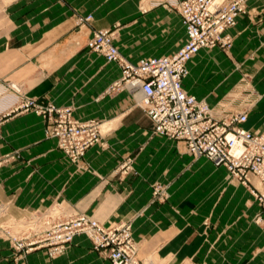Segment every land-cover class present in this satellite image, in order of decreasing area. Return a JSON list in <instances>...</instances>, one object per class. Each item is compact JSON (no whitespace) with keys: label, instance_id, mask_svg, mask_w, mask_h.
<instances>
[{"label":"crops","instance_id":"obj_1","mask_svg":"<svg viewBox=\"0 0 264 264\" xmlns=\"http://www.w3.org/2000/svg\"><path fill=\"white\" fill-rule=\"evenodd\" d=\"M175 1L0 0L1 98L70 106L74 117L97 119L102 130L100 141L72 161L57 139L47 136L44 117L33 109H6L0 155L18 149L21 157L0 166V204L10 202L11 211H21L62 203L108 227L133 218L137 255L146 261L264 264V212L250 186L223 165L187 153L183 141L153 134L152 119L128 87L114 86L122 76L120 66L87 46L95 30L117 26L116 46L132 63L175 53L187 37L180 15L167 5ZM88 15L92 20L80 26V17ZM226 33L240 51L241 66L255 68L254 85L261 94L243 127L264 133V0H248ZM213 55L219 56L200 49L187 62L182 81L188 94L210 106L226 97L230 80L209 70ZM249 180L256 184L252 175ZM158 184L165 200L151 201ZM9 254L1 253L7 260L2 264H11ZM28 259L31 264H113L84 234L61 257L39 251Z\"/></svg>","mask_w":264,"mask_h":264},{"label":"built area","instance_id":"obj_2","mask_svg":"<svg viewBox=\"0 0 264 264\" xmlns=\"http://www.w3.org/2000/svg\"><path fill=\"white\" fill-rule=\"evenodd\" d=\"M246 1H175L187 37L182 47L170 55L143 58L132 63L119 52L115 43L116 31L112 29L94 32L88 47L120 66L122 76L114 86L123 84L128 87L136 103L152 119L153 134L181 140L193 156H204L216 165H223L233 177L251 185V191L264 212V133L243 127L248 117L247 109L234 110L231 101L210 106L188 94L182 86L188 74L187 62L194 54L202 48L229 43L226 30L233 27L237 17L245 11ZM26 105H35L36 112L49 119L50 135L57 138L58 146L72 161L81 159L100 140L101 123L97 119L74 117L72 107L49 104L43 108L33 101ZM123 166L128 168L127 164ZM250 175L256 184L250 182ZM159 193L162 196L159 199L163 200V188L157 185L154 198ZM41 218H36L35 222L43 227L46 225L47 232L35 241L42 245L67 243L76 234L86 232L97 248L109 247L114 264H138L129 222L108 228L83 214L50 219L45 223H41Z\"/></svg>","mask_w":264,"mask_h":264},{"label":"rangeland","instance_id":"obj_3","mask_svg":"<svg viewBox=\"0 0 264 264\" xmlns=\"http://www.w3.org/2000/svg\"><path fill=\"white\" fill-rule=\"evenodd\" d=\"M247 1H246L245 11L247 8ZM167 5H168V7L174 9L179 14L177 7H176L177 5L175 2L174 3H167ZM91 20H92V15H88L87 17H80V19L78 20V24L80 26H84L87 23H89ZM106 29H112V30L116 31L118 29V27L116 26L114 28H106ZM97 30H101V29H97ZM97 30H95L94 32H96ZM94 32H93V34H94ZM92 35L89 37V39L92 37ZM116 36H117V32H116ZM228 36H229V43H227L226 45H219V46H215V47H207V48H202V49L209 50V51H215L216 54H219V56L213 55V57H212L213 64L211 65V67H210L211 69H209V70L214 71L215 73L216 72L217 73L222 72V74H224L225 76L230 77V80L228 81V84L226 86V88H227L226 93H225L226 97L222 101L223 102L231 101V103H232L231 107L234 110L247 109L248 114H249L255 108V106H256V104H257V102L261 96V94L259 93V91L257 90V88L254 85V80L256 78L255 77L256 75L254 72L255 68L247 69V68L241 66V60H240V55H239L240 51H235V49L233 47V38L229 34H228ZM89 39H88V41H89ZM88 41H87V46H88ZM185 41H186V39H185ZM115 43H116V37H115ZM195 55L196 54H194L192 58H194ZM143 58H149V57H143ZM143 58H141V59H143ZM138 61H136L135 63H137ZM14 87L12 88L13 90H14ZM17 91L15 93H17ZM1 93H2V91H0V94ZM6 93H7V91H6ZM7 101H9L10 103H9L8 107L6 105L4 108L3 103H5ZM30 101H33L36 104H40L43 108H45L49 104H54L51 101L40 100L38 98H24V99H19V101H18L17 98L15 97V98L9 100L8 97L6 96V94L3 98H1V95H0V137H1V125H2L3 119L5 117V115H3L2 113L8 108H12L13 111L14 110L15 111L16 110H29V109H33L36 111L37 107H35V105H30L29 107L26 105V103H28ZM64 107H67V106H64ZM40 115L47 120V127H46L47 136L52 137L48 131L49 130L48 129L49 128V119L46 116H44L43 114H40ZM101 135H102V130H101ZM100 139H101V137H100ZM57 142H58V140H57ZM59 149H61V148L59 147ZM185 149L187 151V148H185ZM187 153H189V152L187 151ZM64 154H65V152H64ZM190 155H192V154H190ZM65 156H67V155L65 154ZM19 157H21V155H20V151L18 149H14L11 152L4 153V154L0 155V166H2L3 163L18 160ZM193 157H195V156H193ZM195 158H197V157H195ZM229 175L231 177H233L230 173H229ZM233 178H235V177H233ZM246 185H249L251 188L250 184H246ZM155 186H157V185H155ZM158 186H160V185L158 184ZM154 187L152 188L151 201H155V200L156 201H162L161 199H159L162 197L160 195V193L158 195H156L158 197V198L156 197L157 199L154 198V195H153ZM161 188H163V187H161ZM254 197H255V195H254ZM163 200H165V198ZM256 200H257V198H256ZM257 203H258V201H257ZM66 207L67 206L63 205L62 203H56V204L52 205L51 207H48L47 209L35 208V209H24L21 211H11V203L10 202L1 203L0 204V255L2 252H10V254H9L10 256L8 258H9V260H10L9 262L11 264H31L30 260L28 259L29 255H31L35 252H39V251L45 252L47 257L58 258V257L65 255L69 251V249L72 247L74 239L77 235L84 234L91 240L92 248L95 251L104 254L106 257H108L112 261V259L109 256L110 255V253H109L110 249H108L109 247L107 249L106 248H97L95 246L94 241L91 239L89 234L86 232H80V233L76 234L75 237L70 242L62 243V244H58V245H42V244L38 243L37 241H35V240H38V239H41L42 237H44L46 235L45 233L47 232V230H45L46 225H45V227H43L42 226L43 224H37L35 222L36 218H40V217L44 218V219L41 218L40 220H41V223L43 221L45 223L47 221H50V219L54 220V219H58L60 217L62 218V217L76 216V215H80V214L90 216L86 213H82L79 211L68 210ZM90 217L94 218L92 216H90ZM121 222H129L130 223V234H131V237H132L135 249H136V257L138 259V264H163L161 260L155 259V262H153L150 260L146 261L145 260L146 258L141 259L138 257V255H137L138 246H137V243L132 236L133 218H129V219L124 220V221H120V222H118L115 225L110 226V227H108L106 225L105 226L108 228H112ZM5 261H7V260L0 257V264H2ZM112 263H113V261H112Z\"/></svg>","mask_w":264,"mask_h":264}]
</instances>
